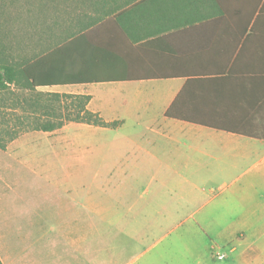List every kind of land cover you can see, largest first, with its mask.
<instances>
[{"label":"rangeland","instance_id":"374dc122","mask_svg":"<svg viewBox=\"0 0 264 264\" xmlns=\"http://www.w3.org/2000/svg\"><path fill=\"white\" fill-rule=\"evenodd\" d=\"M12 10L5 9L7 19L0 14V34L17 53H29L32 28L25 19L11 20ZM179 82L144 85L175 89ZM128 89L112 83L91 89L93 107L105 111V121H119L116 126L71 122L56 135L30 133L8 154H0V212L9 216L11 232L4 245L11 263L255 264V250L246 249L255 241V220L239 218L236 193L253 158L231 166L240 158L238 147L205 134L215 130L166 119L161 106L133 101L135 91ZM14 93L21 95L0 92V124L10 126L14 113L22 114L12 110ZM147 126L167 132L151 133ZM255 144L256 161L264 143ZM55 150H61L63 162L67 151L70 173L82 170L81 180L68 179L77 188L55 187L54 179L47 181L39 172L59 162ZM44 195L73 197L80 218H68L63 226L38 217L37 208L28 210L29 199L36 205Z\"/></svg>","mask_w":264,"mask_h":264},{"label":"trees","instance_id":"16d2710c","mask_svg":"<svg viewBox=\"0 0 264 264\" xmlns=\"http://www.w3.org/2000/svg\"><path fill=\"white\" fill-rule=\"evenodd\" d=\"M79 1L0 0V14L7 19L5 9H13L10 19L26 20L34 38L32 50L25 54L17 53L0 34V92H20L14 93L11 109L22 113H14L15 122L10 126L1 121L0 132L6 134L0 135L1 149L27 131H54L71 122L101 127L119 124L90 110L88 94L41 88L173 78L184 79V83L165 117L264 141V0H163L158 10L168 25L149 34L156 38L144 44L154 49L146 56L157 68L113 75L93 74L95 67L81 63L86 50L78 48L76 40L118 22L124 16L122 4ZM102 38L106 40V35ZM208 48L213 50L211 54ZM89 49L87 52H96L100 58L107 57L106 47L89 45ZM151 55L156 56L155 63ZM224 86L232 89L222 98L207 93ZM228 112L235 114L226 115Z\"/></svg>","mask_w":264,"mask_h":264},{"label":"crops","instance_id":"0c3cea01","mask_svg":"<svg viewBox=\"0 0 264 264\" xmlns=\"http://www.w3.org/2000/svg\"><path fill=\"white\" fill-rule=\"evenodd\" d=\"M76 2L79 3L80 1L76 0ZM139 2L141 3V6L134 7L135 5H138ZM162 2L163 0H109L110 5L122 4L121 6L124 9V16L119 19L118 22L110 23V26H108V28H102L98 30V34L92 33L88 37H83L81 40H76L78 48L86 50L82 55L81 63L87 64V66L89 67H95V69L92 70L93 74L113 75L117 73L128 72L148 73V71H146L147 69H156L157 65L150 64V60L146 56V52L149 53L150 51H154V49L145 48L144 44L147 41L154 40L156 38V35L153 36L149 34H155L159 30H162L166 25H168V23H164V20L161 17V11L158 10V7L162 4ZM129 9L132 10L127 13ZM116 13H118V11L115 13H111L108 16H114ZM108 16L106 17L109 18ZM105 35L106 40L102 38V36ZM81 37L77 38L79 39ZM93 37L96 41L93 39ZM89 45H101V48L106 47L107 57L100 58V56L96 52H87V50H90ZM207 51H209V53L211 54L213 50L208 48ZM97 58H99L100 60L102 59L104 62L96 61ZM150 59H154L153 63H155L156 56L153 57L151 55ZM128 68L130 69V71L127 70ZM178 79L180 82L177 86H175V89L173 88L174 86L162 87L159 85H144V83L154 80L93 82L85 84L57 85L52 87H44L41 89L65 93L88 94L91 96L88 108L92 111H98L103 116L105 111L102 108L93 107L95 95L93 91H91L92 87H94L95 85H110L111 83L120 84L124 87H129L128 90L135 91V95L132 99L133 101H139L143 99V102L147 101L148 104L155 103L156 105L161 106V108H163L162 110L164 116L166 108L170 105L184 83V79L181 78L165 79L171 81H176ZM135 83H138V85L133 86L136 85ZM227 87L228 86H224L223 89H219L217 91L210 89L207 91V93L208 95L222 98L225 94H228L230 92L229 90L232 89L231 86H229V89ZM233 88L235 89V86ZM253 88H255V85L253 86ZM233 114L235 113L228 112L226 115L232 116ZM165 118L168 120H175L167 117ZM65 126H63L62 128H64ZM62 128L54 131L33 130L24 132L17 138L13 139L11 142H9L5 149L0 148V154H8L13 145L21 143L26 137H28L30 133L39 131L46 136H51L62 132ZM146 129L151 133L157 134H165V132H167L164 128L160 129L151 126H147ZM212 130H215V133L209 132L205 134L209 135L210 137L216 136L217 138H220L224 142V144H226V146H231V148L234 150L238 147L237 154L240 158L236 163L233 162L231 166L238 167L239 165H241L244 159L250 157L253 158L252 164L241 173V175L245 177L241 182L239 189L236 191L241 204L238 213L240 219L255 220V241L247 244L246 249L255 250V264H264V165H262L264 164V150L262 157L255 161V151L257 150V147L255 146V140L262 141L263 143L264 141L259 138L239 135L220 129ZM228 150L230 149L228 148ZM66 152L67 151L65 150V157H63L65 161L67 159ZM54 154L56 158H59V162L50 165L53 170L45 167L39 170V172L44 175V178L47 181L54 179L56 185L55 187L75 186L77 188L78 184L75 183L73 186V183L70 182V185L68 179H73L75 176L76 180H78V178L81 180L82 170L78 171V168H76V171H74V173H70L69 167L72 168V166L68 165L67 162L62 161L61 150H55ZM17 159L19 161L20 157H18ZM28 166L33 167V171L37 173L35 165L28 164ZM255 167L257 168L256 171ZM51 171L56 172L53 173ZM0 177H2L1 174ZM65 190L68 191V188H66ZM37 199L38 200L36 202V205H34V202L32 200H28V210H34L35 208H37L38 212L36 213V215H38V217L40 218H52L55 220L56 224H60L62 222L63 226H65L66 223L64 222L66 219L69 218L71 220H77L79 217L80 213L78 214L77 212V204H73V197L68 199L64 197L44 195L43 197ZM9 225V216L7 215V213L0 212V260L2 264H22L20 262L11 263V258H9L7 255V248L4 245V240L5 236H7L8 233L11 232ZM254 245L255 247H253Z\"/></svg>","mask_w":264,"mask_h":264},{"label":"built area","instance_id":"2783aa9c","mask_svg":"<svg viewBox=\"0 0 264 264\" xmlns=\"http://www.w3.org/2000/svg\"><path fill=\"white\" fill-rule=\"evenodd\" d=\"M225 255L221 254V255H218V258H223Z\"/></svg>","mask_w":264,"mask_h":264}]
</instances>
